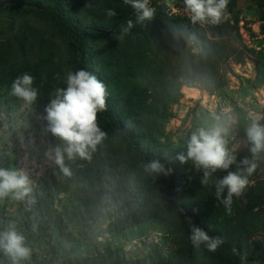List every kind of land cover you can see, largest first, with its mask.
I'll return each mask as SVG.
<instances>
[{
  "label": "rangeland",
  "instance_id": "rangeland-1",
  "mask_svg": "<svg viewBox=\"0 0 264 264\" xmlns=\"http://www.w3.org/2000/svg\"><path fill=\"white\" fill-rule=\"evenodd\" d=\"M5 1L0 2V151L11 169L27 172L35 202L8 197L3 214L24 235L31 256L47 264H264V259L249 263L218 249L211 252L205 244L194 246L186 258L189 222L164 208V175L145 171V165L130 166L125 147L112 135H105L90 159L66 160L70 176L45 157L50 146L60 143L46 131L43 117L72 71L70 40L35 9L11 8ZM60 2L70 9L73 26L119 32L86 42L82 60L90 73L105 77L107 96L120 99L111 106L115 117L141 109L144 148L168 155L186 150L191 133L209 113L228 108L237 120L229 148L237 163L252 159L245 129L251 114L264 117V0L228 2L221 22L231 27L228 46H236V53L225 63L224 86L208 92L197 82L184 81L176 100L164 106L153 103L161 87L144 70L157 67L161 59L184 67L198 53L196 43L176 34L177 28L189 33L187 22L192 23L183 0H149L154 16L143 23H137L135 10L124 0ZM106 9L116 15L108 17ZM128 20L133 27L125 32ZM24 73L34 77L38 89L32 104L11 94L12 82ZM176 163L178 202L208 211V228L246 249L264 242V153L242 194L233 196L230 211L222 203L227 189L218 199L216 182L236 171L235 164L212 173L205 185L203 170L191 160Z\"/></svg>",
  "mask_w": 264,
  "mask_h": 264
},
{
  "label": "clouds",
  "instance_id": "clouds-1",
  "mask_svg": "<svg viewBox=\"0 0 264 264\" xmlns=\"http://www.w3.org/2000/svg\"><path fill=\"white\" fill-rule=\"evenodd\" d=\"M185 10L189 12L192 23H209L216 25L225 19V11L229 0H183ZM131 5L136 13L137 23L151 20L154 9L149 7V0H124ZM106 15H116L112 9H106ZM133 27V21H127V32ZM176 34L183 36L190 44L196 43L194 34L184 29L177 28ZM34 77L28 73L15 78L11 85V94L32 104L38 96V89L33 87ZM65 87L57 88L55 97L45 107L46 115L43 119L47 122L46 131L57 138L60 143L50 146L44 153L45 157L60 171L71 175L70 168L65 161L76 158L90 159L106 133L97 123V115L107 108L106 86L95 75L85 69L69 71L66 74ZM264 119L260 115L251 114L250 123L245 129L247 141L250 144L252 159L244 158L237 163L234 150L229 148V142L234 138L236 116L231 109H224L217 113L212 111L204 124L190 135L186 144V153L178 155L181 163L191 160L197 169L203 170L202 184H208L212 173L217 170L227 171L236 165V171H228L222 179L216 182V197L227 189V196L222 203L230 211L233 196H240L247 187L250 176L257 168L256 161L264 153ZM145 171L157 175L167 176L171 169L166 168L159 160L153 159L145 164ZM247 173V175H245ZM11 197L16 201H27L28 205L35 202L33 197V183L26 171L22 169L0 168V200ZM190 240L199 247L205 244L207 249L215 252L223 243L220 237H210L202 228L189 220ZM0 251L7 255L12 264H21L31 256V249L26 245L25 237L18 232L14 222H9L7 227L0 231Z\"/></svg>",
  "mask_w": 264,
  "mask_h": 264
},
{
  "label": "trees",
  "instance_id": "trees-1",
  "mask_svg": "<svg viewBox=\"0 0 264 264\" xmlns=\"http://www.w3.org/2000/svg\"><path fill=\"white\" fill-rule=\"evenodd\" d=\"M2 0H0L1 2ZM11 8H27L35 9L41 15L47 17L53 26L70 40V61L69 64L72 71L87 68L82 60L83 46L86 42H91L98 38L116 36L119 34L116 30L109 27H91L85 28L81 26H73L68 20L70 9L68 6L61 5L60 0H6ZM187 29L189 33L194 34L197 38L196 45L199 49L195 56L189 57L184 67H174L167 60H159L157 67L145 69L150 73V82L158 84L161 87L160 93H154L152 98L156 105H166L176 100L177 91L181 82H197L206 91L212 92L219 90L224 86L225 79V63L236 53V46H228V36L231 29L230 25L221 22L216 25L209 24L206 28H202L197 24L190 23ZM158 29V28H157ZM163 29V28H159ZM233 42L234 45L237 42ZM88 71V70H87ZM156 76H154V74ZM95 75L101 82L104 83L105 77L100 78ZM158 94V95H157ZM120 99H112L106 96L107 108L105 111L98 113L100 120V128L106 134L116 137L125 147L126 158L129 165L140 166L146 162L157 159L166 168L171 169V173L164 176L165 196L164 208L172 212L178 218L188 221L202 228L210 237H220L223 243L217 248L219 251L239 258L242 261L252 263L258 259H264V242L252 249H246L236 241H232L229 235L221 236L219 232L210 230L209 212L199 208L185 206L175 198V172L178 155L186 153V150H177L173 155L163 154L158 151H153L144 148L140 141L144 139L141 127L144 124V119L138 109L133 115H128L125 118L119 119L112 113L111 106L116 105ZM153 109L157 111V106L153 105ZM250 145V144H249ZM10 161L5 156L3 151H0V168H10ZM189 179L186 180L188 184ZM8 197L0 200V231L7 227V220L4 216ZM18 231V230H17ZM191 231L186 242V258L191 256L194 245L190 240ZM27 239V238H26ZM0 264H12L11 259L0 251ZM24 264H47L44 260L38 258L35 254Z\"/></svg>",
  "mask_w": 264,
  "mask_h": 264
}]
</instances>
